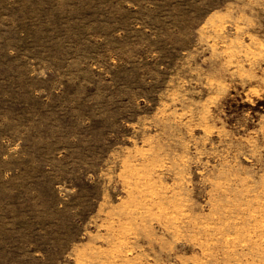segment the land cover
<instances>
[{"label": "rangeland", "instance_id": "1", "mask_svg": "<svg viewBox=\"0 0 264 264\" xmlns=\"http://www.w3.org/2000/svg\"><path fill=\"white\" fill-rule=\"evenodd\" d=\"M0 264H264V0H0Z\"/></svg>", "mask_w": 264, "mask_h": 264}]
</instances>
